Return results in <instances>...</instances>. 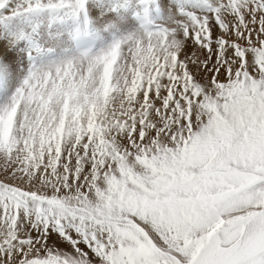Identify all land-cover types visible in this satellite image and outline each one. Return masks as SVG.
<instances>
[{"label": "snow or ice", "instance_id": "6c2138e0", "mask_svg": "<svg viewBox=\"0 0 264 264\" xmlns=\"http://www.w3.org/2000/svg\"><path fill=\"white\" fill-rule=\"evenodd\" d=\"M0 264H264V0H0Z\"/></svg>", "mask_w": 264, "mask_h": 264}, {"label": "rangeland", "instance_id": "374dc122", "mask_svg": "<svg viewBox=\"0 0 264 264\" xmlns=\"http://www.w3.org/2000/svg\"><path fill=\"white\" fill-rule=\"evenodd\" d=\"M193 44L191 43V41H189V43H188V50L190 51V50H192L193 49ZM201 55H203V53H201Z\"/></svg>", "mask_w": 264, "mask_h": 264}]
</instances>
